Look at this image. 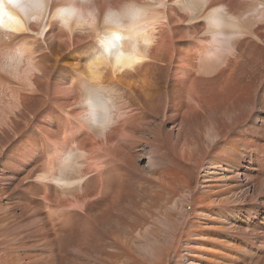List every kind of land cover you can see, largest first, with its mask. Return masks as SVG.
Returning <instances> with one entry per match:
<instances>
[{
  "label": "rangeland",
  "instance_id": "obj_1",
  "mask_svg": "<svg viewBox=\"0 0 264 264\" xmlns=\"http://www.w3.org/2000/svg\"><path fill=\"white\" fill-rule=\"evenodd\" d=\"M263 13L258 5L245 19L260 20L264 33ZM255 41L264 48L263 41ZM261 77L252 95L250 86L237 80L244 88V114L218 147H230L229 158L238 152L241 160L231 169L225 165L227 171L211 166L210 159L191 171L184 167L172 139L177 129L159 118L162 155L168 151L171 162L143 144L136 148V158L135 153L125 156L130 167L121 181L116 174L102 190L104 168L91 166L82 190L66 195L36 180L45 157L35 148L43 144L38 130L43 120L25 124V118L2 127L0 264H264L263 73ZM50 111L48 106L44 112ZM92 159L103 165V158ZM228 176L231 180L224 181ZM86 228L91 233H84Z\"/></svg>",
  "mask_w": 264,
  "mask_h": 264
},
{
  "label": "bare ground",
  "instance_id": "obj_2",
  "mask_svg": "<svg viewBox=\"0 0 264 264\" xmlns=\"http://www.w3.org/2000/svg\"><path fill=\"white\" fill-rule=\"evenodd\" d=\"M241 1L221 0L228 3L238 17L241 35L236 52L222 67L215 69L201 63L202 48L197 42V30L201 25L186 24L174 13L175 9L164 12L165 20L159 25L151 57L138 65L134 72L118 73L105 66L87 67L85 63L102 50L99 43L89 42L76 47H73V41L51 44L50 51L41 58L40 72L23 75L0 72V129L27 119L29 123L25 124L43 120L44 125L38 128L43 144L35 146L36 152L40 150L42 154L59 146L60 133L70 129L73 138L80 142L91 159L96 156L104 159L102 190L116 174L121 175L120 181L123 179L122 174L130 167L124 158L135 153L138 146L145 144L153 148L152 152L156 150L163 160H171L168 151L162 155L164 147L161 146L164 145L157 124L159 118L177 129L176 137L172 139L176 140L181 163L188 170L204 166L203 162L207 163L209 159L211 166L217 164L219 169L225 168L226 171L225 165L228 169L238 166L239 153L234 152L229 158L230 147L220 148L218 144L225 143L233 135L244 114L240 98L244 88L237 80H244L252 95L257 93L264 74V48L255 41L264 42L261 22L252 21L250 16L245 19L248 13L258 9V5H264V0H260V4L258 0ZM57 27L53 24L50 34L56 33ZM93 72L120 89L130 107L128 117L104 137L96 136L70 119L77 110L76 89L82 79ZM48 106L51 111L44 112ZM169 134L172 135L173 131ZM20 135L23 140L24 136ZM170 147L171 144L165 149ZM251 148L256 151L258 146L252 143ZM132 156L136 158V153ZM227 180L231 178L228 176L224 181ZM87 222L84 223L87 225ZM83 232L87 234L91 230L86 228Z\"/></svg>",
  "mask_w": 264,
  "mask_h": 264
},
{
  "label": "clouds",
  "instance_id": "obj_3",
  "mask_svg": "<svg viewBox=\"0 0 264 264\" xmlns=\"http://www.w3.org/2000/svg\"><path fill=\"white\" fill-rule=\"evenodd\" d=\"M167 9H175L186 24L201 25L197 42L205 67H222L236 52L239 19L221 0H0V72H40L41 58L51 44L67 41H73V47L101 44L87 67L134 72L151 57ZM53 24L57 32L50 34ZM76 109L70 119L98 137L109 134L130 112L123 92L94 72L76 89ZM73 135L70 129L60 133L59 146L45 155L36 176L39 183L66 195L82 190L86 169L103 166Z\"/></svg>",
  "mask_w": 264,
  "mask_h": 264
}]
</instances>
